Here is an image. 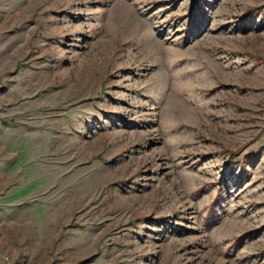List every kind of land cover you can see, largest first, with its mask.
Here are the masks:
<instances>
[{
  "label": "rangeland",
  "instance_id": "obj_1",
  "mask_svg": "<svg viewBox=\"0 0 264 264\" xmlns=\"http://www.w3.org/2000/svg\"><path fill=\"white\" fill-rule=\"evenodd\" d=\"M0 264H264V0H0Z\"/></svg>",
  "mask_w": 264,
  "mask_h": 264
}]
</instances>
